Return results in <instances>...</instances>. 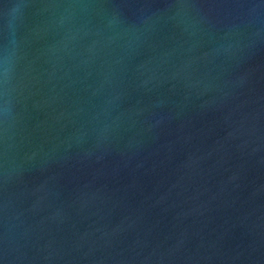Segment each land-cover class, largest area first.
I'll list each match as a JSON object with an SVG mask.
<instances>
[{
  "label": "water",
  "instance_id": "water-1",
  "mask_svg": "<svg viewBox=\"0 0 264 264\" xmlns=\"http://www.w3.org/2000/svg\"><path fill=\"white\" fill-rule=\"evenodd\" d=\"M0 264H264V0H0Z\"/></svg>",
  "mask_w": 264,
  "mask_h": 264
}]
</instances>
